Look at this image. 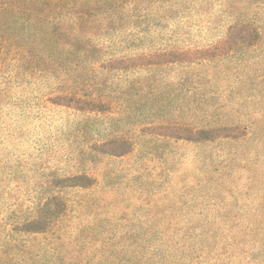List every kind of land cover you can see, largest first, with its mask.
Returning a JSON list of instances; mask_svg holds the SVG:
<instances>
[{"label": "rangeland", "instance_id": "rangeland-1", "mask_svg": "<svg viewBox=\"0 0 264 264\" xmlns=\"http://www.w3.org/2000/svg\"><path fill=\"white\" fill-rule=\"evenodd\" d=\"M67 1L0 36V264H264V0Z\"/></svg>", "mask_w": 264, "mask_h": 264}, {"label": "trees", "instance_id": "trees-1", "mask_svg": "<svg viewBox=\"0 0 264 264\" xmlns=\"http://www.w3.org/2000/svg\"><path fill=\"white\" fill-rule=\"evenodd\" d=\"M15 0H0V36L2 32H6L7 29H10L12 25L10 20L16 18L15 16L19 14L16 11V5H14ZM34 3L35 6L38 4L46 6L47 10L55 9L58 6H62V3H67L70 1L67 0H29V3ZM68 5V4H67ZM71 5V4H70ZM44 9V10H46ZM26 13L32 11V9H26ZM36 17V15H33ZM46 17V16H45ZM43 22H50V24H45L44 31L42 32L44 41L43 44L45 46L46 53L48 54L50 62H53L52 65L54 66L58 60V50H57V43L55 41V33L51 31V29L55 26L53 19L43 20ZM35 25H31V27H36V22L34 21ZM6 29V30H5ZM40 31V29H38ZM17 40V39H15ZM28 53V52H27ZM30 54V53H28ZM58 64V63H57ZM54 71V70H53ZM52 74H56V73ZM59 72L60 70H55ZM54 71V72H55ZM61 72V71H60ZM59 72V73H60ZM73 92H68L66 94L67 97H73ZM103 102L100 99H96L90 97L88 101V106L95 107L96 105H102ZM93 112L100 113L101 111L92 110ZM228 139H232L231 137H227ZM208 140V139H206ZM121 141V140H120ZM53 187L62 190L67 188H81L86 189L96 185V181L94 178L87 176L85 172L82 174L73 175L71 177H56L53 179ZM52 181L50 182V185ZM68 211V202L63 197L62 193L56 192L49 197L42 203L38 205L34 215L30 217L24 224L23 232L27 234L33 235H48V234H55L58 231V228L63 223L64 217Z\"/></svg>", "mask_w": 264, "mask_h": 264}]
</instances>
